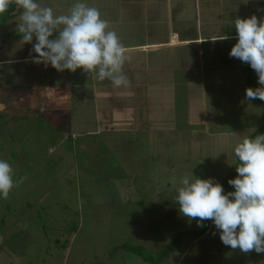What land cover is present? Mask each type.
Wrapping results in <instances>:
<instances>
[{"label":"crops","instance_id":"crops-1","mask_svg":"<svg viewBox=\"0 0 264 264\" xmlns=\"http://www.w3.org/2000/svg\"><path fill=\"white\" fill-rule=\"evenodd\" d=\"M38 2L41 6H51L54 13L60 15L66 14L76 0ZM86 2L100 10L102 18L109 21V30L117 33L126 48L122 68L129 81L126 87L114 88L110 80L99 81L80 68L75 72H60L51 65L45 67L43 63L32 62V57L38 54L32 52L30 55L32 44L22 43L21 34L17 32L23 10L13 11L14 15L0 24V121L7 128L5 134H10L15 127L21 128L16 143L22 141L25 144L33 134L37 137L29 152L32 165L28 162L27 169L33 172L31 168H43L50 161L52 165L48 166L44 178L52 177V184V170L56 164L67 162L68 167H76L78 160L73 157V152L78 151L77 147H85L91 155L89 149H101L103 140L120 133L127 136L125 138L132 136L128 141L123 139L122 142H128L126 145L121 143L117 147L121 148L118 152L135 154L137 164L129 165L130 169H135L141 159L146 160L142 148L147 149L148 162L154 160L148 153L149 146H157L158 141L165 146L170 140H161L171 137L172 131L176 130L174 142L179 143L177 137L182 136L184 140L180 144H190V153L194 157L191 160L202 166L205 162L211 163L212 167L205 168L207 171L203 173H211L215 181L226 178L239 162L234 155V146L241 135H252L264 126V102L246 99L245 92L250 87L249 74L253 76L255 87H259L258 76L249 64L229 56L237 42L233 21L252 15L259 20L264 16V0ZM224 35L229 38L218 39ZM135 114L137 118L134 119ZM130 115L136 123L126 127L124 121ZM120 121L121 126L113 124ZM43 125L50 131L44 128V133ZM261 134H264V128ZM98 135V140H92ZM146 136L151 138L147 146L141 140ZM60 147L65 153L57 150ZM0 153L3 159L12 163L10 158L15 155L11 151L2 148ZM87 171L89 174L95 172L96 176L93 168ZM128 171L129 168L127 174ZM203 173L198 174L202 176ZM24 177L23 174L21 178ZM132 179H136V173ZM84 181L74 183L78 188L73 187L67 192L66 199L69 198L70 203L66 206L70 205L73 212L75 200L80 203L82 196L99 202L110 199L107 194L88 193ZM116 184L113 179V185ZM113 189L115 198L119 199V189L115 186ZM223 189L225 193L234 191L232 186ZM45 200L51 208L53 202ZM172 204L170 210L175 212L174 218L183 216L176 197L172 198ZM184 220L187 222L186 218ZM168 223H173L172 218ZM189 224L184 227H200L195 219L189 220ZM190 234L192 232L186 235ZM187 239L172 252V264H179L186 257L195 258L202 264H264V253H243L225 246L211 220L201 235ZM4 241L0 236V244ZM227 259L230 262H226Z\"/></svg>","mask_w":264,"mask_h":264},{"label":"rangeland","instance_id":"rangeland-1","mask_svg":"<svg viewBox=\"0 0 264 264\" xmlns=\"http://www.w3.org/2000/svg\"><path fill=\"white\" fill-rule=\"evenodd\" d=\"M130 116L124 121L126 127L136 123L134 119L137 115L134 119ZM113 124L122 125L121 121ZM44 128L50 131L45 125ZM5 129L0 121V150L7 148L18 158H10L15 186L7 199L0 197V236L5 239L0 244V264H172L175 248L192 236H187V233L201 227H184L190 225L189 218L177 215L175 219V212L170 209H173L172 198L177 196L182 179L190 176L191 172L202 179L212 178L211 173H203L207 171L205 168L212 166L207 162L202 166L196 160H191L194 157L190 153V144H180L184 140L182 136L177 137L179 143L174 142L176 130L169 138H159L161 141L170 140L165 146L157 142V138V146H149L148 153L154 160L148 162L147 149L142 148L141 153L146 160L141 159L135 169L129 167L138 162L135 154L118 152L121 148L117 147L121 143L126 145L131 135L125 138L127 136L120 133L103 140L101 149H89L91 155L85 147H77L78 151L73 152V157L78 160L77 163L74 160L76 167H68L67 162L56 164L52 170L54 182L51 184L52 177L44 178L48 166L52 165L50 161L43 168H31L33 172L26 167L28 162L32 165L29 152L36 144L35 134L22 144V141L16 143L20 127L11 130V135L5 134ZM98 137L93 136L92 140H98ZM124 138L126 141L122 142ZM141 138L145 146L151 141L148 136ZM57 150L65 153L61 147ZM33 154L37 156V153ZM2 155L0 153V159H3ZM89 168L96 171V176L95 172L88 173ZM200 172L202 176L198 174ZM134 173L135 180L132 179ZM23 174L25 177L21 178ZM113 179H116V185H113ZM80 180H85L88 193L110 196L108 202L78 196L81 202L75 200L76 209L73 212L70 205L66 206L70 203L69 198L66 199L67 192L73 187L76 190ZM113 186L119 189V199L115 198ZM45 199L53 202L50 206L52 209L48 208ZM171 218L173 223H168ZM131 246L140 247L141 255L129 250ZM164 251L168 252L162 256ZM143 255H147V261ZM226 262H230V259ZM192 263L202 264L195 258L187 257L179 262Z\"/></svg>","mask_w":264,"mask_h":264},{"label":"clouds","instance_id":"clouds-1","mask_svg":"<svg viewBox=\"0 0 264 264\" xmlns=\"http://www.w3.org/2000/svg\"><path fill=\"white\" fill-rule=\"evenodd\" d=\"M15 4L23 10L17 32L21 42L32 44V62L57 71L75 72L78 68L95 79L110 80L114 88L127 86L122 73L126 48L100 10L86 0H76L66 14L56 15L51 6L38 0H0V14ZM237 36L229 56L247 63L258 76L259 87H247L246 99L264 101V16L237 17ZM54 33H57L54 36ZM50 37H53L50 39ZM35 38V43L33 39ZM224 35L218 39H228ZM237 176L228 183L234 191L225 193L223 185L213 178L185 176L177 189L179 212L195 219L198 226L211 220L219 231L221 242L243 253H264V134L254 137L243 133L234 146ZM13 168L0 159V197L7 199L15 186Z\"/></svg>","mask_w":264,"mask_h":264},{"label":"trees","instance_id":"trees-1","mask_svg":"<svg viewBox=\"0 0 264 264\" xmlns=\"http://www.w3.org/2000/svg\"><path fill=\"white\" fill-rule=\"evenodd\" d=\"M13 11H17V8H16V6H15L14 3L9 5L8 10H7L5 13L0 14V24H2V23L4 22V20H6V19L12 17V16L14 15ZM21 11H22V9H21ZM21 11H20V12H21ZM17 12H18V11H17ZM249 86L252 87V88H256V87H255V83H254V79H253L252 74H249ZM258 100H259V99H258ZM259 101H260L261 103L264 102V101H261V100H259ZM263 128H264V126L259 127L255 132H253V134H252L251 136L254 137L255 135L261 134ZM238 163H239V162H238ZM238 163H237V164H238ZM236 175H237V172H236V167H235V170H234L233 172H231L226 178H224L223 180L218 181V182L221 183V184L223 185V188H228L229 186H231V185H229V183H228L229 179H233V178H235ZM209 222H210V220H208V221H204V222H203V226H201V227H200L199 229H197V230L192 231V235H193V236H199V235H201V234L207 229V227H208V225H209ZM175 240H176V239H175ZM128 249L131 250V251H133V252H136V251H137V253L140 254V255H141V253H142L140 247H137V246H136V247H132V246H131V247L128 248ZM139 251H140V252H139ZM167 252H168V251H167ZM167 252H166V251L162 252V256H164V254H166ZM143 257H144L145 260H147V259H146L147 255H146V257L143 255ZM149 257H150V256H149Z\"/></svg>","mask_w":264,"mask_h":264}]
</instances>
